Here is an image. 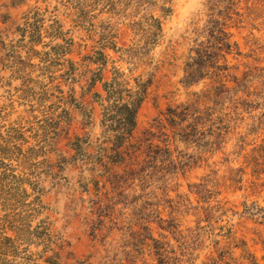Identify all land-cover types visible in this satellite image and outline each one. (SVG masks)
<instances>
[{
	"label": "rangeland",
	"instance_id": "obj_1",
	"mask_svg": "<svg viewBox=\"0 0 264 264\" xmlns=\"http://www.w3.org/2000/svg\"><path fill=\"white\" fill-rule=\"evenodd\" d=\"M198 45L227 69L183 83ZM115 70L152 79L120 157ZM4 141L26 180L0 181V264H264V0H0Z\"/></svg>",
	"mask_w": 264,
	"mask_h": 264
},
{
	"label": "trees",
	"instance_id": "obj_2",
	"mask_svg": "<svg viewBox=\"0 0 264 264\" xmlns=\"http://www.w3.org/2000/svg\"><path fill=\"white\" fill-rule=\"evenodd\" d=\"M163 3L169 2L170 0H162ZM163 11H169V9H163ZM153 20L152 18H150ZM150 29L143 30L146 44H153L158 34L160 33V25L157 23L150 24ZM214 29L211 31L214 35V40L217 41L215 50H224L226 53L230 52L231 45L227 42V33L223 28V24L218 20L214 21ZM64 44L59 46L60 56L65 57L69 52V47L71 44L64 40ZM213 48V49H214ZM195 58H191V62L186 64L184 70L183 83H190L194 80V74L200 71H203L207 66H213L218 70H226V67H219L215 65L217 63L216 53L209 49V47H203L198 45V48L194 50ZM49 53H45V61H48ZM130 53V50L127 51V54ZM218 57V56H217ZM223 58V57H222ZM61 65L65 67L72 64L69 60L63 59ZM71 73L69 70L66 71V74ZM114 76L110 81L104 82L102 85V90L104 95H96L98 98L99 105L102 110V126L104 132L106 133V141L109 142L111 151L115 156H123L126 151V154H132L131 149L133 146L130 144V139L132 137V132L136 125V114L137 111L145 100L149 86L151 85L152 79L147 78L143 80L142 76L136 77L133 79V83H130L129 80L124 79L122 73L118 70L114 71ZM185 111L184 121H186L189 116L188 108L183 109ZM175 118H180L183 116V112L173 113ZM194 120V119H193ZM193 123V122H192ZM193 127V124H188L187 128ZM124 148V151L122 150ZM15 147H9L8 143L4 141V144H0V181H8L9 184L23 183L26 179L20 175L15 174L16 167L13 164L14 159L12 158V150H15ZM24 193V191H22ZM264 211V209H263ZM243 215L254 216V213L251 209L245 208ZM264 216L262 215V218ZM3 218L0 217V223ZM1 238V235H0ZM162 248V247H160ZM161 258L164 260L166 258L165 253L161 251ZM163 262V261H162Z\"/></svg>",
	"mask_w": 264,
	"mask_h": 264
}]
</instances>
